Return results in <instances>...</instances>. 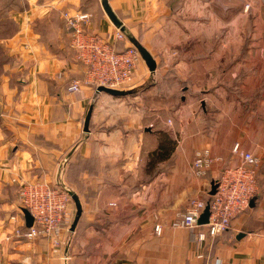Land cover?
Here are the masks:
<instances>
[{"label": "crops", "instance_id": "0c3cea01", "mask_svg": "<svg viewBox=\"0 0 264 264\" xmlns=\"http://www.w3.org/2000/svg\"><path fill=\"white\" fill-rule=\"evenodd\" d=\"M108 2L155 66L141 53L120 95L69 90L86 67L63 12H90L89 29L111 37L101 0L102 9L90 0L91 11L82 0H0V264H264V0ZM161 131L176 145L152 169ZM237 143L262 159L254 206L200 241L174 223L241 161ZM206 150L220 160L198 175ZM25 180L71 189L58 247L45 235L5 241L24 217L14 212Z\"/></svg>", "mask_w": 264, "mask_h": 264}, {"label": "built area", "instance_id": "2783aa9c", "mask_svg": "<svg viewBox=\"0 0 264 264\" xmlns=\"http://www.w3.org/2000/svg\"><path fill=\"white\" fill-rule=\"evenodd\" d=\"M63 18L71 33V47L75 50L77 59L86 67L84 80L74 81L69 90L77 91L84 84L94 86L98 92H101L102 86L127 89L133 82L142 55L134 44H129L122 51L116 49L117 41L129 40L124 30L116 28L111 37L92 32L89 29L92 14L83 10H66ZM233 151L240 154L241 161L225 168L216 177L217 192L210 195L211 201L192 197L186 210L174 223L176 226L197 230L200 241L227 231L232 226V221L250 208L251 201L258 193L262 159L250 151L242 150L238 143L234 145ZM219 160L220 158L211 156L207 150L199 152L194 162L196 173L206 174ZM19 193L23 208H27L34 217V224L31 227L26 226L24 217L21 221L17 220L14 229L5 236V241L45 235L58 247L64 230H69L65 229L69 219V191L62 182L51 184L47 181L25 180L20 182ZM208 204L211 209L209 222L201 225L199 218ZM162 229L160 224L155 227L157 234H161Z\"/></svg>", "mask_w": 264, "mask_h": 264}, {"label": "water", "instance_id": "95a60500", "mask_svg": "<svg viewBox=\"0 0 264 264\" xmlns=\"http://www.w3.org/2000/svg\"><path fill=\"white\" fill-rule=\"evenodd\" d=\"M103 8L105 10V12L107 13L108 17L110 18V20L112 21V23L116 26V28H121L122 30H124V24L122 22V20L118 17V15L116 14V12L112 9V7L110 6L108 0H101ZM135 46H137L140 50L141 53H143V55L148 59V62L150 65H152V59L149 55V53L146 50H142V48H140L138 45L134 44ZM152 70H155V66L152 65L151 66ZM100 91H107L109 93L112 94H116V95H120V94H124L125 91L123 90H118V89H113V88H108L105 86L100 87ZM92 113H93V106L90 107V110L87 114L86 120H85V131H89V126H90V122H91V117H92ZM217 187H218V183L216 180H214L212 182L211 185V190L209 191L210 195H214L217 192ZM251 206H254V200L251 201ZM22 211L24 213V218L26 221V225L28 227H31L34 224V217L31 214V212L27 209V208H22ZM211 214V209H210V204H208L204 210V212L202 213L201 217L199 218V224L203 225L209 222V217ZM74 228V226H73ZM244 234H240L238 236V238L243 237Z\"/></svg>", "mask_w": 264, "mask_h": 264}, {"label": "trees", "instance_id": "16d2710c", "mask_svg": "<svg viewBox=\"0 0 264 264\" xmlns=\"http://www.w3.org/2000/svg\"><path fill=\"white\" fill-rule=\"evenodd\" d=\"M119 43L120 41L116 42L115 44L116 49L118 51L124 50L126 47L119 48L118 46ZM175 145H176L175 139L168 132L161 131L159 146L156 150L150 153V161H149L150 168L153 169L159 162L169 159L172 155ZM211 199L212 196L209 195L208 201L210 202Z\"/></svg>", "mask_w": 264, "mask_h": 264}, {"label": "rangeland", "instance_id": "374dc122", "mask_svg": "<svg viewBox=\"0 0 264 264\" xmlns=\"http://www.w3.org/2000/svg\"><path fill=\"white\" fill-rule=\"evenodd\" d=\"M82 1H83V3H82V8L91 11V8L89 7L90 4L88 5V3H90V0H82ZM98 2H99V0H97V6H99V8L102 9L101 4L98 5ZM101 9H100V10H101ZM255 13H256V12H255ZM256 15H257V13H256ZM246 16H247V18H248V17L250 18V17H253L254 14L251 13V10L247 8ZM255 18H256V16L253 17V19H255ZM257 20H259V19L257 18ZM7 27H8V31H11V30L13 29V23H12L11 21H8V23H7ZM256 31H257V30H256V27L253 25L250 34H252V33H256ZM249 32H250V31H249ZM257 33H258V32H257ZM128 38H129V37H128ZM124 41H125V40H124ZM128 42H130V41L128 40ZM129 44H132V43L130 42ZM63 173H64V171H63ZM63 186H64V187L69 191V193H70V190H71V189H70L69 187H67L66 184L63 185ZM70 196H71V194H70ZM18 204H19V205H20V204L22 205L20 199H19ZM22 208H23V205H22ZM22 208L19 209V207L17 206V207H16V210H15L14 213L17 214V213H20V212H21V213L23 214ZM250 210H251V209H250ZM250 210H249V211H250ZM246 212H247V211H246ZM21 213H20V214H21Z\"/></svg>", "mask_w": 264, "mask_h": 264}]
</instances>
